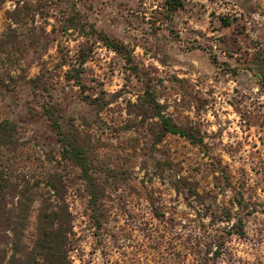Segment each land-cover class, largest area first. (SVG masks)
Listing matches in <instances>:
<instances>
[{
	"label": "rangeland",
	"instance_id": "obj_1",
	"mask_svg": "<svg viewBox=\"0 0 264 264\" xmlns=\"http://www.w3.org/2000/svg\"><path fill=\"white\" fill-rule=\"evenodd\" d=\"M167 8L0 0L12 174L56 180L72 264H264V0ZM47 116L84 148L93 187ZM160 116L189 137L162 136Z\"/></svg>",
	"mask_w": 264,
	"mask_h": 264
},
{
	"label": "trees",
	"instance_id": "obj_2",
	"mask_svg": "<svg viewBox=\"0 0 264 264\" xmlns=\"http://www.w3.org/2000/svg\"><path fill=\"white\" fill-rule=\"evenodd\" d=\"M184 1L164 0L170 13L181 8ZM101 40L112 51L123 53L121 43L105 36ZM1 41L2 51L8 44L7 39ZM14 83L9 72L1 71L0 95L13 88ZM47 117L51 128L60 136V157L71 161L79 169L82 180L93 187L84 148L73 134H64L56 119ZM160 126L162 136L189 137L184 129L161 116ZM20 147L16 124L7 119L0 121V264H72L69 258L72 222L64 196L58 194L53 177L39 180L12 174L7 157ZM89 193L92 199L95 198L93 191ZM32 212H35V229L29 235Z\"/></svg>",
	"mask_w": 264,
	"mask_h": 264
}]
</instances>
